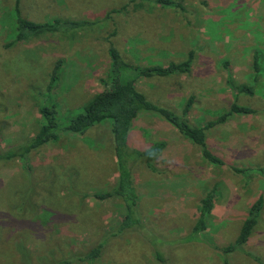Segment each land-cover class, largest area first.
I'll use <instances>...</instances> for the list:
<instances>
[{"label": "rangeland", "instance_id": "rangeland-1", "mask_svg": "<svg viewBox=\"0 0 264 264\" xmlns=\"http://www.w3.org/2000/svg\"><path fill=\"white\" fill-rule=\"evenodd\" d=\"M176 1L184 9L155 0H21L25 18L88 23L8 45L18 33L16 0H0V205L12 217L0 219V264H21L19 242L36 262L163 264L160 248L168 264H264V208L250 240L225 251L235 244L251 204L264 196V0ZM111 42L125 60L141 66L182 62L194 52L188 73L135 81L153 104L179 115L194 96L188 116L193 125L217 119L234 102L254 110L232 114L207 131L208 145L224 165L205 161L199 146L161 115L140 113L131 148L166 142L153 167L146 157L131 163L142 232L117 233L126 213L122 198L95 196L111 190L119 175L111 120L84 134L60 131L58 141L32 150L26 161L7 157L37 135L43 103H55L66 123L106 89ZM58 60L60 78L49 88ZM240 84L252 86L256 96L238 92ZM215 185L207 227L195 234L200 201ZM56 212L67 219L53 218ZM97 247L100 255L86 259Z\"/></svg>", "mask_w": 264, "mask_h": 264}, {"label": "trees", "instance_id": "trees-1", "mask_svg": "<svg viewBox=\"0 0 264 264\" xmlns=\"http://www.w3.org/2000/svg\"><path fill=\"white\" fill-rule=\"evenodd\" d=\"M21 0H16L13 17L18 27L16 41L27 38L30 34H38L45 31H56L64 27H82L88 22L86 20L73 21L57 17L52 21L38 22L25 18L22 14ZM164 6H175L184 9L182 3L176 0H155ZM120 11V10H116ZM109 53L112 59V67L110 69V81L106 89L96 93L89 99L68 122L63 123L59 121L56 104L49 105L47 101L42 104L40 108L41 122L37 135L27 143L13 149L7 157L19 156L21 159L27 158V155L34 149L48 143L58 141L60 138V131H68L76 134H84L94 125L103 123L106 120H111V130L113 135V152L118 165V179L115 186L103 193H95L97 198H107L110 196H119L122 198L126 213L119 227L117 233L125 231L142 232L144 223L140 217L139 211V196L134 185V177L132 171V161L139 157H146L149 166L153 167L152 159L158 157L166 148V142H156L146 150H136L131 148L132 128L138 120L140 113L143 111L156 113L161 115L170 124L175 126L179 132L192 143L199 146L202 158L212 165H224L225 160L218 153L214 152L208 145L207 131L217 124L227 122L229 117L235 113H253L254 110L250 107L234 102L230 109L220 115L217 119L207 121L203 125H193L188 116L190 114L194 96H191L187 103L182 108L181 115L161 108L153 104L135 84L137 78L140 77H154V76H170L174 74L188 73L194 62V52L190 51L186 60L182 62H171L168 65H135L124 59L119 49L110 43ZM63 60H58L52 71L49 88H53L59 81ZM254 67L256 73L260 70L259 56L254 55ZM238 92L246 93L251 96H256V92L252 86L248 84H240L236 86ZM4 156H0L3 158ZM237 172H244V169L233 167ZM217 194V185L209 190L201 199L199 206V217L194 227V233L198 234L207 227V218L211 214L214 207V202ZM264 208V196L261 195L250 206L248 216L245 218L240 233L235 244L226 247L225 251L230 252L238 247L246 244L259 222V217ZM68 217L61 213H54V217ZM8 218H12L8 208L5 205H0V219L3 223H8ZM7 219V220H6ZM67 219V218H66ZM67 221V220H66ZM101 247L93 248L85 258L94 260L100 255ZM21 254V264H71L68 260H49L45 258H38L37 262L31 255V250L23 242L18 243L17 247ZM157 257L163 262H166L164 254L160 248L156 251Z\"/></svg>", "mask_w": 264, "mask_h": 264}]
</instances>
